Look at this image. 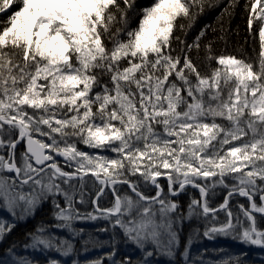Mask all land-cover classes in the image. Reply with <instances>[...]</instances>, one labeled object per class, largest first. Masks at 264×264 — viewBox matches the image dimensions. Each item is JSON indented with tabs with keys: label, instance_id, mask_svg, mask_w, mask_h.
<instances>
[{
	"label": "snow or ice",
	"instance_id": "snow-or-ice-1",
	"mask_svg": "<svg viewBox=\"0 0 264 264\" xmlns=\"http://www.w3.org/2000/svg\"><path fill=\"white\" fill-rule=\"evenodd\" d=\"M206 5L213 6L209 0H155L140 9L136 0H0V14L13 9L0 28V210L15 218L0 219V242L16 220L51 197L58 228L107 219L134 245L171 251L178 242L173 214L182 216L174 198L191 187L199 199L190 201L188 218L208 222L205 237L231 234L264 247L258 227V214L264 221V4L254 0L249 9L251 31L261 5L258 61L217 56L209 42L202 72L190 54L199 52L205 30L192 44L174 33L186 35ZM235 5L230 0L224 13ZM129 13L141 16L135 28ZM141 183H150L154 194ZM217 188L227 189L225 198L211 207ZM106 193L111 206L102 207ZM234 196L247 206L233 211ZM86 198L93 211L81 213L75 204ZM45 232L29 234L33 247L54 246ZM55 246L71 248L67 240Z\"/></svg>",
	"mask_w": 264,
	"mask_h": 264
},
{
	"label": "rangeland",
	"instance_id": "rangeland-1",
	"mask_svg": "<svg viewBox=\"0 0 264 264\" xmlns=\"http://www.w3.org/2000/svg\"><path fill=\"white\" fill-rule=\"evenodd\" d=\"M261 3L264 4V0H261ZM259 6L260 10L261 5ZM20 152L17 151L18 158ZM58 158L63 161L62 157ZM196 194L199 195L198 192ZM180 196H185L184 199H187V192L181 193ZM56 199L63 206V197L58 196ZM189 200L191 201V198ZM86 204L87 202L83 204L76 203L75 207L82 213L81 209ZM49 205L54 208L51 197L44 201L40 207L43 208ZM177 212L180 213L178 209ZM34 214L24 216L21 219L30 218ZM173 218L175 220L173 226L176 230L184 220H189L188 213L182 214V216L173 214ZM218 219L223 221L225 217H218ZM208 226L209 224L205 222L203 231L188 242L186 241L180 253L178 252L181 247L178 230V242L174 249L168 251L164 248H155L151 244H146L144 248L134 245L122 235L118 228H113L111 221L107 219L76 220L70 228H58L42 224L41 227L46 230L45 235L53 240L54 246L52 248L33 247V241L30 238L24 244L13 246L11 251L9 249L0 259V264H18L21 260L32 261L33 264H51L53 261L58 262V264H95L96 261H100L101 264H121L127 258H131L132 264H230V261L237 259L241 264H264V247L242 243L231 234L217 235L214 238L205 237L203 232ZM258 227L264 230V221H260L259 217ZM114 230H117L116 235L118 234L120 240L117 243L114 242V245H112L114 249H112L110 248V243H112L110 235ZM57 240H67L71 244V248L67 251L63 248L57 250L55 246ZM148 252H151L152 255H148ZM178 253L180 254L178 255Z\"/></svg>",
	"mask_w": 264,
	"mask_h": 264
},
{
	"label": "trees",
	"instance_id": "trees-1",
	"mask_svg": "<svg viewBox=\"0 0 264 264\" xmlns=\"http://www.w3.org/2000/svg\"><path fill=\"white\" fill-rule=\"evenodd\" d=\"M155 0H136V8L140 9L144 6L152 5ZM230 0H209V4L213 6H205V10L203 14H201L197 20L195 21L194 25L187 30L186 35L183 32L177 30L174 35H180L181 39L185 40L187 44H192V42L197 38L200 34L201 30H205L204 36L201 38V48L199 52L196 49H193L191 52V57L193 58L194 62H196L200 66V70L205 72L206 69V62L204 60L205 57V49L204 45L211 42L213 54L215 55H235L238 58H243L246 60H250L252 62L258 61V54L260 51V41L258 36V13H259V5H256V13L257 19L253 22V27L251 31L248 27V19H249V9L252 7L254 0H236V5L233 9H229L228 13H224V9L229 4ZM18 7V5L14 4L13 8ZM13 9L7 10L5 13L0 14V28L3 27V23L6 22L9 13ZM223 13V14H222ZM131 16V20L129 23V27L135 28L137 27L141 16L140 14H132L129 13ZM180 21H178L179 23ZM187 23L186 21H183ZM174 47L176 44L174 42ZM215 63L213 62L212 67H215ZM105 79H107L105 77ZM238 143V142H237ZM80 149L89 152H99V150L89 149L82 144L77 145ZM108 155H114L112 153H107ZM58 160H60L58 158ZM61 164L63 161L60 160ZM65 170H70L67 167ZM160 183L165 185L166 187V180L160 178ZM142 190L148 194L153 195L155 192L154 187L148 183L143 184L141 183ZM88 191H93L91 186H88ZM227 189L224 188H217L213 196L209 199V205L211 207H217L225 198V193ZM187 192V199L183 196L175 197L174 199L180 205L178 211L185 215L187 213V208L190 203V198L192 200V196L194 198H199V195L196 194L198 191L194 188L189 187L186 189ZM192 194V195H190ZM258 201V198H257ZM87 204L83 206L81 209L83 212H90L93 211V206L91 202L86 198ZM259 202V201H258ZM50 203V202H49ZM102 207L111 206V196L110 194H105L100 198L99 201ZM237 204H244L247 206V201L245 198L234 196L229 201V206L235 210ZM55 209L53 206L49 205L47 207L39 208L34 216L26 219H18L16 220L15 227L12 228L9 234L3 238V241L0 242V259L4 256V254L9 251L15 245H21L26 243L29 239L30 233H34L35 230L41 225H49L55 226L57 225L58 221L55 220ZM217 216L220 218H224L223 212H218ZM259 217V216H258ZM0 219L5 220L6 222H10L15 218L9 213L0 210ZM206 220L202 217L193 216L189 220H184L180 227H177L180 237V249L178 252L184 248L186 241L188 242L191 238L195 235L199 234V232L203 231V225L205 224ZM208 224V222H206ZM117 230L111 233L112 243H110L112 249V245L114 242L117 243L119 241L118 234L116 235ZM90 242V241H89ZM78 248V247H77ZM111 252V251H110ZM107 253V252H105ZM178 253V255L180 254Z\"/></svg>",
	"mask_w": 264,
	"mask_h": 264
},
{
	"label": "flooded vegetation",
	"instance_id": "flooded-vegetation-1",
	"mask_svg": "<svg viewBox=\"0 0 264 264\" xmlns=\"http://www.w3.org/2000/svg\"><path fill=\"white\" fill-rule=\"evenodd\" d=\"M22 150H23V149H22V146H19V145H18L17 151L20 152V151H22ZM3 154L7 155V152L5 151ZM9 175H10V174H9Z\"/></svg>",
	"mask_w": 264,
	"mask_h": 264
}]
</instances>
